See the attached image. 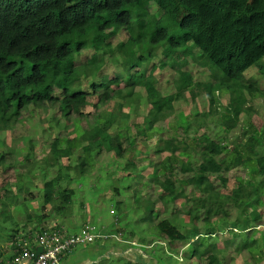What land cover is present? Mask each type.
<instances>
[{
	"label": "trees",
	"instance_id": "obj_1",
	"mask_svg": "<svg viewBox=\"0 0 264 264\" xmlns=\"http://www.w3.org/2000/svg\"><path fill=\"white\" fill-rule=\"evenodd\" d=\"M153 6L160 10L159 15L151 11ZM121 30L128 37L114 44L112 39ZM159 49V67L175 71L176 93L164 94L158 85L154 59ZM86 50L92 55L82 62L78 55ZM196 50L205 60L203 64L212 68L215 81L196 82L193 71L185 70L190 60L197 59ZM110 62L122 72L109 75L105 68ZM254 65L264 75V0H0V135L13 122L22 121L29 107L58 105L61 117L67 120L74 113L84 115L89 96L98 91L102 93L95 106L101 107L114 98L132 103L137 87L144 89L151 104L144 120L146 130H154L158 122L173 115L175 101L188 88L194 98L198 91H205L210 114H219L216 91L225 89L231 101L222 117L230 132L242 113L253 111L247 93L264 95L258 80L246 77ZM88 79L91 93L83 87ZM123 105L119 103L118 112ZM116 120L112 113L91 130L81 131L79 139L55 138L51 142L46 165L59 170L44 183L43 207L50 204L57 214L67 216L74 190L57 183L67 177L63 168L71 169L70 165L63 167L62 159L73 156L79 147H87L74 167L80 175L89 170L90 150L122 156V134L108 129ZM241 127V135L231 145L202 134L193 143L171 137L154 146L156 154L166 155L158 163L151 162L152 181L160 187L165 205L186 201V231L182 233L174 222L181 217L178 211L154 222L150 203L146 218L170 242L189 240L192 258L206 264H220L219 256L228 251H245L248 258L262 253L260 242L248 232L255 233L264 221L263 211L254 207L256 202L263 204L264 196V123L249 119ZM6 153L12 151L0 154L2 165ZM196 156L200 161L195 164ZM242 165L253 171L254 182L240 180L231 193L221 192L210 174ZM175 170L186 178L174 179ZM161 174L166 177L162 179ZM219 178L227 182L222 175ZM187 186L193 194L187 192ZM42 218L37 216V222ZM217 219L226 220L232 237L218 239L214 232L201 230V222L209 227ZM0 222L7 229L1 236L11 239L18 233L16 221L5 207L0 209ZM42 228L23 237L33 244Z\"/></svg>",
	"mask_w": 264,
	"mask_h": 264
},
{
	"label": "rangeland",
	"instance_id": "obj_2",
	"mask_svg": "<svg viewBox=\"0 0 264 264\" xmlns=\"http://www.w3.org/2000/svg\"><path fill=\"white\" fill-rule=\"evenodd\" d=\"M151 11L160 14V10L154 6ZM127 37L128 32L121 30L112 41L117 44ZM195 53L197 59L190 60L185 70L193 71L196 82L215 81L212 68L203 64L205 60L198 56V50ZM91 55L92 52L86 50L78 56L80 61L85 62ZM161 57L159 49L158 57L154 59L156 65L160 63ZM105 71L112 75L122 72V69L110 62ZM219 73L223 75L221 71ZM245 74L247 78L257 79L260 90L264 93V75L258 67L252 66ZM155 75L164 94L176 93V76L172 68H161L158 65ZM89 83L90 79L83 84L88 92L91 91ZM189 90L191 89L185 90L182 98L175 101L174 114L158 122L154 130L145 128L144 120L151 104L141 87L136 88L132 103L125 104L123 99L114 98L101 107L95 106L102 93L98 91L96 95L89 96V105L85 107L84 115L74 113L67 120L61 117L58 105L29 107L24 112L22 121L13 122L0 135V154L8 149L12 151L6 153V164H0V209L5 207L11 211L16 221L15 228L18 229V233L8 239V235L1 236L7 229H3L5 227L0 222V260L4 261L16 252L17 241H31L30 238L25 240L23 236L35 234L38 228L65 227L68 232L74 233L90 224L95 226L97 237L87 244L78 245L59 264H206L205 261L192 258L189 240L170 242L158 235L152 222L146 218L150 203L154 207V222L171 218L178 211L181 217L174 222L182 233L186 231L187 226L183 219L184 211L188 207L186 201L182 199L165 205L160 187L152 181V163H158L166 155L156 154L154 146L161 139L171 137L193 143L194 138L202 134H207L217 142L231 145L241 135V126L249 122V119L264 123V95L251 97L247 93L252 101V113H242L237 127L227 132L222 112L229 105L231 94L225 89L216 91V105L221 113L210 114L211 105L205 91L196 89L198 95L194 98ZM121 102L124 105L118 112ZM112 113H116L117 122L108 129L110 133H114L116 129L122 134L125 148L122 156L118 157L114 151L90 150L89 170L80 175L74 167L79 163L78 156L84 155L87 147H79L73 156L62 159L63 167L70 165L71 169L63 168L62 172L67 173V177L57 183L58 186L74 190L70 211L63 217L53 211L50 204L43 207L44 183L57 176L59 170L57 166L46 165L51 142L55 138L79 139L78 134L81 131L91 130ZM58 121L60 125L57 124ZM198 160L196 156L194 163ZM219 175L225 177L227 182H221ZM172 176L177 180L186 178L178 170ZM160 177L164 179L166 176L161 174ZM210 177L223 193H231L240 180L250 184L255 179L253 171L245 165L221 174H210ZM186 189L188 193H194L190 186ZM261 198L263 204L256 202L254 207L264 213V196ZM39 215L43 217L41 223L37 222ZM200 227L203 232H214L218 239L232 237L226 220L217 219L209 227L201 222ZM257 229L255 233L253 230L248 232V236L257 239L261 244L262 253L258 257L248 258L245 251H228L219 256L220 264H264V221L262 225H257Z\"/></svg>",
	"mask_w": 264,
	"mask_h": 264
},
{
	"label": "built area",
	"instance_id": "obj_3",
	"mask_svg": "<svg viewBox=\"0 0 264 264\" xmlns=\"http://www.w3.org/2000/svg\"><path fill=\"white\" fill-rule=\"evenodd\" d=\"M97 235L95 226L90 224L74 233L68 232L65 227L42 228L34 236L33 244L19 242L12 258L0 264H59L78 245L93 241ZM39 247L42 250L37 253Z\"/></svg>",
	"mask_w": 264,
	"mask_h": 264
},
{
	"label": "water",
	"instance_id": "obj_4",
	"mask_svg": "<svg viewBox=\"0 0 264 264\" xmlns=\"http://www.w3.org/2000/svg\"><path fill=\"white\" fill-rule=\"evenodd\" d=\"M41 250H42V247H39L37 253L40 252Z\"/></svg>",
	"mask_w": 264,
	"mask_h": 264
}]
</instances>
